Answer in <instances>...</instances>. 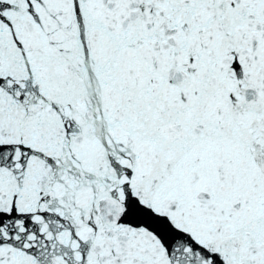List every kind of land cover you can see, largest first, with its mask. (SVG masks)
Segmentation results:
<instances>
[{
	"label": "snow or ice",
	"instance_id": "snow-or-ice-1",
	"mask_svg": "<svg viewBox=\"0 0 264 264\" xmlns=\"http://www.w3.org/2000/svg\"><path fill=\"white\" fill-rule=\"evenodd\" d=\"M0 264H264V0H0Z\"/></svg>",
	"mask_w": 264,
	"mask_h": 264
}]
</instances>
